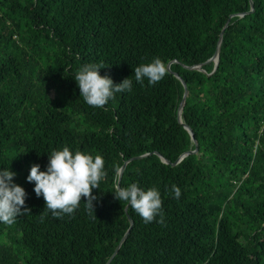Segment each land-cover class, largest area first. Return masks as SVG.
<instances>
[{
    "label": "trees",
    "instance_id": "16d2710c",
    "mask_svg": "<svg viewBox=\"0 0 264 264\" xmlns=\"http://www.w3.org/2000/svg\"><path fill=\"white\" fill-rule=\"evenodd\" d=\"M252 1L249 13L251 0H0V167L16 173L29 209L0 222V264H108L129 216L110 264H264V0ZM232 15L216 70L187 69L214 56ZM154 57L166 75L137 84L134 68ZM91 62L116 84L133 77L132 92L86 104L74 73ZM176 74L198 153L172 166L161 157L196 148L178 121ZM65 145L105 160L95 215L82 197L53 217L26 180ZM128 161L120 186L158 187L164 224L114 197Z\"/></svg>",
    "mask_w": 264,
    "mask_h": 264
},
{
    "label": "clouds",
    "instance_id": "9594fccd",
    "mask_svg": "<svg viewBox=\"0 0 264 264\" xmlns=\"http://www.w3.org/2000/svg\"><path fill=\"white\" fill-rule=\"evenodd\" d=\"M103 68L105 65L102 62L84 63L74 73L80 97L86 104L95 108H102L109 101L115 100L117 94L131 93L133 89V77L116 84L109 76L100 74ZM166 73V63L160 57H154L134 68V79L141 86L145 80L149 86H154ZM47 156L45 170L42 171L39 164H32L26 177L27 182H34L36 196H42L45 200V211L56 218L74 214L81 204V198L85 197L86 210L93 215V201L96 197L91 193L93 189L99 188L100 181L106 176L103 156L72 150L67 145L53 149ZM15 176L16 173L8 167H0V222L6 224L14 223L19 216L29 212V209L24 207L27 193L22 186L14 182ZM171 190L174 198L179 199L180 187L173 185ZM112 193L117 200L131 207L145 224L154 220L164 224L165 213L158 187L145 189L138 183H131L127 186L117 185Z\"/></svg>",
    "mask_w": 264,
    "mask_h": 264
},
{
    "label": "water",
    "instance_id": "95a60500",
    "mask_svg": "<svg viewBox=\"0 0 264 264\" xmlns=\"http://www.w3.org/2000/svg\"><path fill=\"white\" fill-rule=\"evenodd\" d=\"M251 11L249 13H252L254 12V3L253 1L251 0ZM241 16H244V14H239ZM235 15H232L230 17V19L227 21L222 33H221V36H220V39H219V44L217 46V50L214 54V56L206 63V64H202V65H196V66H185L187 69H192V70H199V71H202L203 70V66L205 65H209V64H214L215 68H214V71L216 70V68L218 67V64H219V59H220V51H221V45H222V41H223V35H224V32L226 30V28L230 25V22H231V19L232 17H234ZM173 63H178V61H174ZM170 65L169 64V68H170ZM176 76L178 77V79H180L182 81V84L185 88V95H184V99L180 105V109L178 111V121L179 123L183 124L185 129L190 133L191 137H192V140L193 142L195 143V150L194 151H188L184 154H182L174 163L170 162L169 160L161 157L162 161L165 163V164H169V165H172V166H176L178 165L179 163H181L182 160H184V158H186L187 156L191 155V154H196L198 153V141L196 140L195 138V134H194V131L193 129L187 125L186 123L183 122V119H182V115H183V111H184V107H185V104H186V101H187V98H188V95H189V91H188V86L186 84V82H184L179 76L178 74H176ZM145 156H142V157H138V158H133L131 159L130 161L132 160H136V159H141V158H144ZM126 162L123 167L120 169L119 171V186H120V182L122 180V177H123V174H124V171L126 169V166L127 164L130 162ZM128 209H129V206L126 207V212H128ZM129 221H130V228L128 230V232L124 235V237L122 238L121 240V243L120 245L118 246V248L116 249L114 255L112 256V258L109 260L108 264H110L112 262V260L115 258V256L118 254V252L120 251V248L122 246V244L126 241V239L128 238L130 232H131V229L133 228L134 226V221L132 220V218L129 216Z\"/></svg>",
    "mask_w": 264,
    "mask_h": 264
}]
</instances>
